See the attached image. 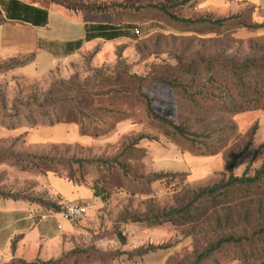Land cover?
Listing matches in <instances>:
<instances>
[{
  "label": "rangeland",
  "instance_id": "rangeland-1",
  "mask_svg": "<svg viewBox=\"0 0 264 264\" xmlns=\"http://www.w3.org/2000/svg\"><path fill=\"white\" fill-rule=\"evenodd\" d=\"M27 1L57 4V0ZM181 1L107 0L88 6L59 0L68 9H113L118 19L129 20L140 34L133 32L126 45L91 47L42 77L19 76L15 69L2 71L11 62L0 63V124H5L1 127L50 128L30 129L28 120L43 111L52 114L57 102L74 101L89 117L81 123L99 134L78 137L79 129L71 125L72 140L67 143L29 146L26 137L0 140L2 197L47 201L44 197L49 193L41 183L52 173L68 175L66 162L77 169L76 178L84 176L86 183L104 191L93 212L94 223L87 221L90 214L79 223L81 233L67 240L63 257L34 262L197 264L196 258L218 240L249 238L264 228V196L210 209L197 221L153 223L187 206L199 191L227 182L231 174H253L264 164V111L234 113L207 107L202 101L195 105L184 93L194 88L192 76L182 73L192 66L199 75L194 81L203 85L206 65L264 64V0H187L182 7L175 6ZM149 4L172 5L169 12L178 19L159 10L144 11ZM256 24L263 26L246 27ZM216 72L220 78L231 75L222 66ZM258 81L264 83V76ZM216 82L224 84L221 79ZM146 97L159 116L184 128L186 136L167 133L148 114ZM43 105L44 110H36ZM58 114L61 121L66 119V113ZM221 128H228V133L219 135ZM253 131L252 145L231 173L232 155L245 146ZM99 160L110 163L101 166L95 163ZM161 175L166 177L154 180ZM138 251L146 253L137 255ZM221 262L264 264V258L230 257Z\"/></svg>",
  "mask_w": 264,
  "mask_h": 264
},
{
  "label": "crops",
  "instance_id": "crops-1",
  "mask_svg": "<svg viewBox=\"0 0 264 264\" xmlns=\"http://www.w3.org/2000/svg\"><path fill=\"white\" fill-rule=\"evenodd\" d=\"M72 1L89 6L107 0ZM117 15L113 9L89 12L68 9L59 4L42 6L27 0H0V19L3 21L0 23V63L33 57L30 64L15 69L13 73L25 77H42L57 64L73 60L96 45H126L137 27L129 20L118 19ZM69 126L58 124L50 128L25 130L3 128L0 125V140L26 137L25 142L29 146L37 143H67L71 142L73 135ZM78 133V137L82 136ZM41 185L49 193L45 194L44 200L92 202L94 206L87 221L94 223L93 212L101 199L90 186L71 183L54 173L46 176ZM52 189L57 195H52ZM43 210L44 207L37 203L0 196V264L13 260L31 263L63 257L68 249L67 240L81 233L80 225H71L59 215L35 223L31 213L38 215Z\"/></svg>",
  "mask_w": 264,
  "mask_h": 264
},
{
  "label": "trees",
  "instance_id": "trees-1",
  "mask_svg": "<svg viewBox=\"0 0 264 264\" xmlns=\"http://www.w3.org/2000/svg\"><path fill=\"white\" fill-rule=\"evenodd\" d=\"M57 4L63 5L59 0L56 1ZM187 3V0H183L176 3L175 6H183ZM70 7V6H69ZM68 7V8H69ZM172 5L159 6L157 4H149L144 8L145 10H159L165 15L172 17L174 20L178 19L176 16H172L169 9ZM100 11H105L106 9L99 8ZM183 22L189 24L194 23L191 20H183ZM0 23L3 21L0 19ZM220 23V22H218ZM240 27L245 26V24H239ZM263 25H253L246 26L251 28H261ZM33 61V57L27 58L21 61H11V64L5 67L2 71H7L11 69H17L30 64ZM220 66L224 67L225 72L231 73L230 76L220 78L217 77L219 74L216 72L217 68ZM207 68L208 76L206 78V83L203 85L197 84L194 81L199 78L197 71L192 66L184 68L182 70L183 75L192 76L191 81L194 85L192 90H184L186 96L191 100L192 103L198 105L201 101L206 104L207 107H212L221 111L229 112H244V111H264V83L259 82L258 79L264 76V64L256 61L246 62L243 66L236 67L234 65H219L216 63L209 64L205 66ZM223 77V74H222ZM254 77V78H253ZM221 79L224 84H217V80ZM163 85L175 87L174 84L170 82H161ZM147 102V112L148 114L160 122L167 128V133L173 135L185 137L186 130L180 126L175 125L168 119L159 116L153 109L151 99L146 97ZM43 109L46 106H38ZM59 111L66 113V119L64 121L60 120ZM89 118L88 116L81 114L79 107L73 102H57L52 108V114L45 111L40 112L38 118H34L29 121L30 129L35 128L37 125L42 127H51L58 124H69L74 125L79 129L82 136H99L98 132L91 131L90 127L87 126L86 122L83 124L82 119ZM31 121V122H30ZM5 126L4 123L0 124ZM8 128L17 129L23 128L20 124H8ZM219 135H226L228 133V128H221L217 131ZM255 136V131L251 133L249 141L245 146L234 153L229 161V171L233 173V170L239 160L248 151L253 143V138ZM21 138V137H20ZM142 138H138L140 141ZM223 139V138H221ZM95 163H101L103 165H109L110 161L99 160ZM72 163L66 162V165L70 166L68 175L64 176L62 173H57L59 176L64 177L71 183L80 186H90L95 195L102 196L104 191L98 188L96 185L92 186L86 183L84 176L80 178L75 177L77 171L72 168ZM91 164V162H87ZM166 176H156L154 180L164 178ZM264 196V164L256 169L253 174L245 173L242 177L230 175L227 182L215 185L210 188H205L195 194L194 199L185 207L175 210L169 214L163 215L161 219H156L153 223H161L162 221H170L174 223H187L192 221H197L202 218L210 209L217 208L221 205L232 204L239 201H245L253 198H258ZM32 203H37L44 207V210H52L59 212L61 207L57 202L43 201V200H29ZM163 219V220H162ZM14 248V245H13ZM147 251V250H146ZM143 251H138L137 255H143L146 253ZM232 257L233 260L239 261H250L256 259L264 258V228L257 230L249 238L240 237L235 239L233 237H227L218 240L204 253L196 258L195 263L197 264H222L221 260L228 261ZM48 263V264H52ZM15 264H26L25 261H18ZM30 264H38L36 262Z\"/></svg>",
  "mask_w": 264,
  "mask_h": 264
},
{
  "label": "built area",
  "instance_id": "built-area-1",
  "mask_svg": "<svg viewBox=\"0 0 264 264\" xmlns=\"http://www.w3.org/2000/svg\"><path fill=\"white\" fill-rule=\"evenodd\" d=\"M134 33L136 35H139V29L135 28ZM51 193L52 195H57L54 189L51 190ZM56 202L61 207V210L59 212L52 210H43L38 215L32 212L30 216L35 221V223L46 221L49 218L59 215L65 222H68L71 225H76L89 216L94 206L90 201L63 202L60 200ZM59 229H62V226H59Z\"/></svg>",
  "mask_w": 264,
  "mask_h": 264
}]
</instances>
